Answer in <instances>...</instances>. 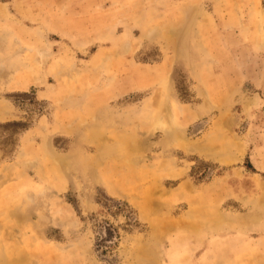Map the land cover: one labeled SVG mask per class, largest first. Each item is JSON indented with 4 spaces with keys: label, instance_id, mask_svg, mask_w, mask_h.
Wrapping results in <instances>:
<instances>
[{
    "label": "rangeland",
    "instance_id": "1",
    "mask_svg": "<svg viewBox=\"0 0 264 264\" xmlns=\"http://www.w3.org/2000/svg\"><path fill=\"white\" fill-rule=\"evenodd\" d=\"M0 264H264V0H0Z\"/></svg>",
    "mask_w": 264,
    "mask_h": 264
}]
</instances>
